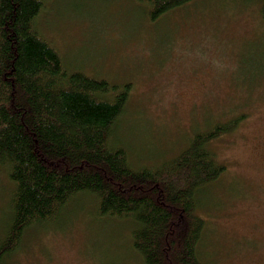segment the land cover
<instances>
[{"label": "rangeland", "instance_id": "1", "mask_svg": "<svg viewBox=\"0 0 264 264\" xmlns=\"http://www.w3.org/2000/svg\"><path fill=\"white\" fill-rule=\"evenodd\" d=\"M263 8L190 0L152 18L140 0H45L37 21L69 68L130 82L114 138L134 165L159 164L228 126L208 143L226 168L197 191L205 264H264ZM13 187L0 165V241ZM97 211L93 195L74 197L52 222L26 228L0 264H144L134 223Z\"/></svg>", "mask_w": 264, "mask_h": 264}, {"label": "trees", "instance_id": "2", "mask_svg": "<svg viewBox=\"0 0 264 264\" xmlns=\"http://www.w3.org/2000/svg\"><path fill=\"white\" fill-rule=\"evenodd\" d=\"M140 1L156 18L190 0ZM44 7L45 0H0V165L14 186L0 258L26 228L47 225L86 193L98 215L134 223L132 246L144 264H205L197 191L226 168L208 143L228 126L197 134L159 164L134 165L114 138L130 82L69 68L37 26Z\"/></svg>", "mask_w": 264, "mask_h": 264}]
</instances>
